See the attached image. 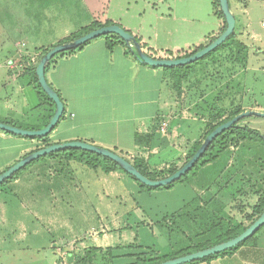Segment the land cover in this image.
Segmentation results:
<instances>
[{
  "label": "crops",
  "instance_id": "obj_1",
  "mask_svg": "<svg viewBox=\"0 0 264 264\" xmlns=\"http://www.w3.org/2000/svg\"><path fill=\"white\" fill-rule=\"evenodd\" d=\"M104 1L0 0V121L25 129H41L48 124L56 105L38 87L37 65L48 50L96 20L118 22L151 47L167 50L197 43L219 28L213 0H158L162 4L169 2V9L159 12L152 7L151 13L169 22L166 36H173L172 45L169 40L162 43L157 34L147 36L143 25L124 23L117 15L112 16ZM132 1L138 5L144 0ZM46 4L57 6L56 9L67 6L68 18H59L54 25L34 26V20L50 19ZM230 9L239 39L256 36L258 26L253 24L260 18V27L264 29V0H230ZM52 15L56 18V14ZM137 15L138 20L145 19L146 10H139ZM5 21L13 23L11 31L3 26ZM34 32L40 35L34 36ZM46 77L65 105L64 117L49 135L54 143L81 140L138 158H143L138 154L147 153L146 137L161 112L167 77L163 67L141 62L126 44H118L109 51L105 38H96L73 53L57 55L50 62ZM105 127L125 133L129 140L106 139L101 136ZM43 146L41 140L0 129V173ZM88 171L93 173L88 175ZM11 185L20 205L36 220V231L22 245L18 244L16 216L8 215L10 219L3 221L0 213V234L2 229L8 233L0 236V264H17L16 256L32 257L27 262L34 264H47L50 245L65 246L70 239L68 244L77 242L83 247L98 248L96 254L110 249L120 255L130 245L139 244L137 240L122 241L127 231H134L129 222L131 217L149 221L141 207L132 201L136 189L138 193L145 190L121 170L106 173L78 159L53 156L30 165ZM5 213L3 208L2 214ZM126 220L129 223L125 224ZM83 232L90 237L82 238ZM51 239L56 240L50 244ZM3 255L11 258L4 259ZM197 264H264V228L255 239L234 252Z\"/></svg>",
  "mask_w": 264,
  "mask_h": 264
},
{
  "label": "rangeland",
  "instance_id": "obj_2",
  "mask_svg": "<svg viewBox=\"0 0 264 264\" xmlns=\"http://www.w3.org/2000/svg\"><path fill=\"white\" fill-rule=\"evenodd\" d=\"M104 2L112 16L117 15L124 23L143 25L147 36L157 34L160 42L169 40L168 43H172L173 36H166L169 22L159 20L151 13L152 7L159 12H166L169 2L162 4L158 0H144L138 5L132 0ZM170 7H173L172 3ZM45 8L51 13L50 19L48 22L34 20V26L46 23L54 25L59 18H68L67 6L56 9L57 6L46 4ZM139 10H146L145 19L138 20ZM52 14H56V18ZM261 20L253 24L258 26L255 29L256 36L240 37L248 45L245 50L228 45L192 68L179 84L167 73L162 90L161 112L145 140L147 153L138 154L151 162V170L160 172L183 166L193 147L202 144L206 133L218 122L246 110L264 112V29L260 27ZM12 24L3 22L7 31H11ZM33 35L39 36L40 33L34 32ZM17 38L20 37L15 36ZM33 48L30 47L31 50ZM239 124L259 130L264 137V117L248 116ZM101 136L124 142L129 140L125 133H116L107 127L102 130ZM222 146L225 149L215 161L192 170L183 181H176L171 188L152 191L141 188L145 191L139 193L136 192L138 189L135 190L133 199H129H132L133 205L141 207L149 221H136L132 216L129 222L134 226V231H127L122 241L127 243L137 240L139 244L130 245L120 255L108 249L90 256L92 247H83L77 242L68 244L72 241L70 239L65 246L50 245L47 264H130L138 258H157L165 253L169 257H179L194 250L195 245L219 237L239 223L249 225L251 219L257 217L253 206L259 196L264 194V140L239 139L232 143L228 136L222 144L218 143L216 150ZM81 166L84 168L83 164ZM90 172L93 173L88 171V175H91ZM88 175L83 174L84 177ZM13 190L15 187L11 183L1 190V220L10 219L8 215L16 216L15 235L18 244L22 245L25 238L36 231V220L20 205ZM3 208L5 215L2 214ZM129 222L126 220L125 224ZM1 232L2 237L8 235L4 229ZM82 235V238L90 237L88 232ZM55 240L51 239L49 243ZM53 249L57 252L54 253ZM2 257L9 259L11 255ZM30 258L16 256L17 264H34L27 262Z\"/></svg>",
  "mask_w": 264,
  "mask_h": 264
},
{
  "label": "water",
  "instance_id": "obj_3",
  "mask_svg": "<svg viewBox=\"0 0 264 264\" xmlns=\"http://www.w3.org/2000/svg\"><path fill=\"white\" fill-rule=\"evenodd\" d=\"M219 3L227 22L226 29L213 42L205 46L203 49L187 57H183L179 59H154L148 56L143 51L140 43L130 32L126 31L123 27H121L118 24H112L101 28H97L82 35L81 37L73 41L55 45L50 50H48V52L41 58L36 68V75L38 77L39 84L41 85L43 91L53 100V102L56 105V110L52 118L49 120L48 124L41 129H25L2 121H0V129L6 132H10L12 134L21 135L28 138L48 136L55 129L60 119L62 118L65 112V105L58 92L50 85V83L47 80L46 66L57 54L65 53L72 49L79 48L81 45L89 41H92L97 37L105 36L108 34H116L120 36L125 41L126 44L136 49L138 58L141 62L153 67L182 66L193 63L205 57L207 54L214 51L221 44H223L235 32L236 19L230 9L229 0H219ZM248 116L264 117V112L257 110H246L244 112L237 114L230 120L220 124L206 136L204 142H202L201 146L192 156L191 159H189L176 172L163 179L153 180L148 178L147 176L142 174L129 160H127L124 156L116 153L113 150L103 148L86 141L74 140V141L54 143L51 145L43 146L42 148L27 154L26 156L21 158L18 162H16L15 164H13L12 166H10L9 168H7L6 170L0 173V184L10 179L12 176L15 175V173L26 167L28 164L38 160L43 156H46L51 153L59 152L61 150L75 148V149H81V150L93 152L96 154H100L104 157L110 158L111 160L118 163L128 174L132 175L133 177L138 179L142 184H145L149 187L168 186L169 184L178 181L181 177L186 175L195 166V164L204 155V153L211 145V143L219 135L231 129L232 127L237 126L238 123L243 118ZM262 226H264V211L242 233L229 240L215 244L211 247L200 249L156 264H187L200 259L207 258L211 255L219 254L223 251L236 247L241 243L247 241L249 238L255 235Z\"/></svg>",
  "mask_w": 264,
  "mask_h": 264
},
{
  "label": "trees",
  "instance_id": "obj_4",
  "mask_svg": "<svg viewBox=\"0 0 264 264\" xmlns=\"http://www.w3.org/2000/svg\"><path fill=\"white\" fill-rule=\"evenodd\" d=\"M229 3H230V0H229ZM213 14L217 17V19L219 21V28H218L217 31H214V32L208 34L206 37H204L202 40H200L197 43L188 44V45H186L184 47L174 48L172 50L153 48L146 41H144L142 38H140L138 35L133 33L131 30L127 29L126 27H124L120 23L114 22V21H111V20H108L107 22H104V23H101L100 21L96 20L90 26L83 28L78 33L72 34L68 38H65L64 40H62L60 43H66V42L73 41V40L81 37L82 35L90 32V31H92L94 29H97V28H101V27H104V26H107V25H112V24H118L121 27H123L126 31L130 32L136 38V40L140 43L143 51L148 56H150V57H152L154 59H179V58L190 56V55L196 53L197 51L203 49L205 46H207L208 44L213 42L226 29L227 22H226L224 14L222 12L219 0H213ZM105 40H106L107 48L109 49V51H113L114 48L118 44H126L125 41L120 36H118L116 34L105 35ZM89 42L81 45L79 48L72 49V50H70L68 52L69 53H73V52H75V51H77L79 49H82ZM231 44L236 46L239 50H245V48H246V45L243 43V41L238 38V33L236 32V29H235V32L223 44H221L214 51L210 52L209 54H207L205 57L199 59L198 61H195V62L190 63V64L182 65V66L163 67V70L166 73L170 74L172 76V78L175 79V81L179 84L181 79L183 77H186V75L192 70V68H194L196 65H199L200 63H202V61H204L205 59H207L209 57H212L219 50H221V49H223V48H225V47H227L228 45H231ZM126 45L129 47V51L131 53H133L138 58V54H137L136 49L134 47H130L128 44H126ZM60 54H63V53H60ZM57 55H59V54H57ZM50 62L46 66V73H47V71L49 69ZM35 80H36V82L38 84V87L41 90L42 95L44 97H46L48 100H50L51 102H53V100L43 91L41 85L38 82V77H37L36 74H35ZM52 116H53V114L50 115L49 119H51ZM63 117H64V114H63L62 118ZM231 118H227L225 121L218 122L216 125H214L206 133V136L210 132H212L217 126H219L220 124L230 120ZM30 129H34V128H30ZM8 133H10V132H8ZM49 135L46 136V137H31V138L29 137V138L30 139L41 140L44 143V145L47 146V145L54 144V141L49 138ZM228 136L231 138L232 143H235L239 139H254V138H256V139L264 140V137L262 136V134H261V132L259 130L254 129V128H250L249 126H246V125H240L238 123L237 126L232 127L231 129H229V130L225 131L224 133H222L221 135H219L211 143V145L208 147V149L206 150L204 155L199 159V161L195 164V166L186 175L181 177L178 181H183L192 170H194L196 168L198 169L200 166H205L206 164L215 161L219 157L220 153H222L224 151V149H225L224 146H222V147H220L219 150H216V147H217L218 143L221 142V144H222V142L225 141ZM200 146H201V143L200 144H196L193 147V149L190 151V155L187 158V160L185 161V163L189 159L192 158V156L196 153V151L199 149ZM118 154L124 156L142 174H144L145 176H147L148 178L153 179V180L166 178L167 176L173 174L174 172H176L180 168V167H172V168H170L167 171L165 170V171L157 172V171L151 170L150 164L143 158H138L137 157V158L131 159L126 154H124V155H123V153H118ZM53 156H60V157L63 156L66 159H78L79 161L85 163L87 166H89L91 168L96 169V168L100 167L106 173H109V172L115 171V170H121V171H124L126 174H128L118 163H116L115 161L111 160L110 158L104 157V156H102L100 154H96V153H93V152H89V151H85V150H81V149L70 148V149H65V150H61L59 152L48 154V155L43 156V157L39 158L38 160L30 163V164H28L26 167H24L23 169H21L20 171L15 173V175L12 176L10 179H8L4 183L0 184V191L2 190L3 187H5V185L15 181L19 177V175L24 170H26L30 165H32V164H34L36 162H39V161H41L43 159H46V158H49V157H53ZM128 175L132 179H134L141 188L146 189V190L171 188L176 183V182L171 183L168 186L149 187V186H147L145 184H142L138 179H136L132 175H130V174H128ZM263 211H264V194L259 196V199H258L257 203L255 204V206H253V212H254L255 216H257V217L260 216V214ZM256 218L254 220L251 219V223L250 224H252L256 220ZM249 225H244L242 223H239L233 229H230V230L226 231L224 234L219 235V237H216L214 239H209V240H207L204 243H199V244L194 246L195 247L194 250L189 251V252H185V253L180 254V255L188 254V253L200 250V249L211 247V246H213L215 244H218V243H221L223 241L229 240V239L239 235L240 233H242ZM262 228H264V226H262L255 235H253L247 241L241 243L240 245H238L236 247H233L231 249L223 251V252H221L219 254L211 255V256H209L207 258L200 259V260H197V261H194V262H191V263H187V264H197V263H199L201 261L210 260V259L218 257V256L230 254V253L234 252L235 250H237L240 246L245 245L246 243H248L251 240L255 239L256 235L262 230ZM98 250H99L98 248L92 247L90 252H89L90 256L92 255V253H95ZM175 257H177V256H175ZM175 257L174 256L173 257H169V254H166V255H163V256L157 257V258H153V257H150L148 259L138 258V260H136L135 263H130V264H156V263H159V262H162V261H165V260H168V259H172V258H175Z\"/></svg>",
  "mask_w": 264,
  "mask_h": 264
}]
</instances>
